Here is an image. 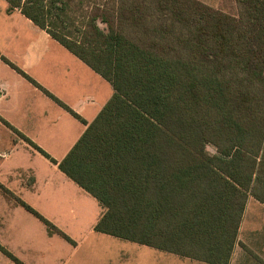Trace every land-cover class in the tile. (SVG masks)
<instances>
[{
  "label": "trees",
  "instance_id": "trees-1",
  "mask_svg": "<svg viewBox=\"0 0 264 264\" xmlns=\"http://www.w3.org/2000/svg\"><path fill=\"white\" fill-rule=\"evenodd\" d=\"M7 1L113 86L59 163L106 208L95 230L228 264L248 199L264 204V0H236L238 15L199 0H102L75 31L71 0Z\"/></svg>",
  "mask_w": 264,
  "mask_h": 264
},
{
  "label": "crops",
  "instance_id": "crops-1",
  "mask_svg": "<svg viewBox=\"0 0 264 264\" xmlns=\"http://www.w3.org/2000/svg\"><path fill=\"white\" fill-rule=\"evenodd\" d=\"M7 7L0 6V185L8 190L0 186V245L23 264H208L135 241H110L115 237L95 230L106 208L59 163L111 100L113 86L19 9ZM239 235L228 264H264V241L253 245L257 256L250 258L236 253ZM0 264L17 263L0 250Z\"/></svg>",
  "mask_w": 264,
  "mask_h": 264
},
{
  "label": "rangeland",
  "instance_id": "rangeland-1",
  "mask_svg": "<svg viewBox=\"0 0 264 264\" xmlns=\"http://www.w3.org/2000/svg\"><path fill=\"white\" fill-rule=\"evenodd\" d=\"M219 11L228 13L230 15H238L239 6L236 0H199ZM70 6V16L72 18V24L69 29L75 31L79 27L83 26L86 21V16L90 12L91 8L102 3V0H71L68 1ZM7 7L6 4H2L0 0V6ZM8 8V7H7ZM9 11V8L8 10ZM10 13V12H7ZM68 21V18L66 19ZM102 27H104L101 24ZM211 154L216 153V149L209 145L207 147ZM251 200L247 203V210L243 218V228L241 235H239L238 249L236 253H247L250 258L257 256L255 248L264 241V204L250 197ZM240 236L243 238L244 243L240 240ZM110 241H127L120 238H111ZM254 245V247H253Z\"/></svg>",
  "mask_w": 264,
  "mask_h": 264
}]
</instances>
